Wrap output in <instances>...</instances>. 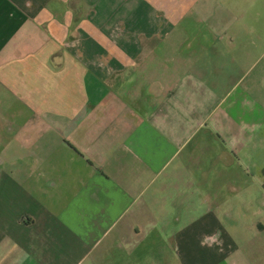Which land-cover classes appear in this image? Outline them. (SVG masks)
Wrapping results in <instances>:
<instances>
[{
	"label": "crops",
	"instance_id": "1",
	"mask_svg": "<svg viewBox=\"0 0 264 264\" xmlns=\"http://www.w3.org/2000/svg\"><path fill=\"white\" fill-rule=\"evenodd\" d=\"M0 264H264V0H0Z\"/></svg>",
	"mask_w": 264,
	"mask_h": 264
},
{
	"label": "rangeland",
	"instance_id": "2",
	"mask_svg": "<svg viewBox=\"0 0 264 264\" xmlns=\"http://www.w3.org/2000/svg\"><path fill=\"white\" fill-rule=\"evenodd\" d=\"M261 25H262V23L261 24H258V26H260V27H261Z\"/></svg>",
	"mask_w": 264,
	"mask_h": 264
}]
</instances>
